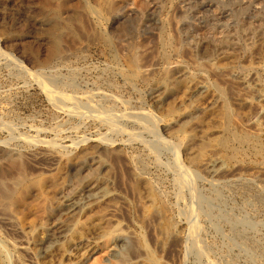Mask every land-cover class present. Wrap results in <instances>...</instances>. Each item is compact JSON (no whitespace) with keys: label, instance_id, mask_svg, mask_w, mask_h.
<instances>
[{"label":"rangeland","instance_id":"1","mask_svg":"<svg viewBox=\"0 0 264 264\" xmlns=\"http://www.w3.org/2000/svg\"><path fill=\"white\" fill-rule=\"evenodd\" d=\"M0 176V264H264V0H0Z\"/></svg>","mask_w":264,"mask_h":264},{"label":"bare ground","instance_id":"2","mask_svg":"<svg viewBox=\"0 0 264 264\" xmlns=\"http://www.w3.org/2000/svg\"><path fill=\"white\" fill-rule=\"evenodd\" d=\"M241 3V2H240ZM189 5V4H188ZM192 6H193V4H192ZM189 7V6H188ZM187 12V11H186ZM238 12V11H237ZM178 15V14H177ZM23 29V28H22ZM52 29V28H51ZM52 33H53V31H52ZM51 33V34H52ZM216 34V33H215ZM55 39V38H54ZM225 43V42H224ZM53 46V45H52ZM57 46V45H56ZM54 48H53V51L56 53V49L57 48H55V45L53 46ZM167 59V58H166ZM51 91V90H50ZM53 94V93H52ZM54 98H55V95H54ZM55 100V99H54ZM238 136V135H237ZM224 137V136H223ZM231 137V136H230ZM230 137H229V135L228 136H225L224 138H223V144L225 145V147H227V146H229L230 145ZM244 137H246V136H244ZM221 143V142H220ZM212 151V150H211ZM91 159L93 160V159H95V157H94V155H92L91 156ZM90 159V160H91ZM203 166V168H204V170L207 172V174L208 175H210V176H212V177H214V176H217V175H220V170H221V160L219 159V158H216V159H208V161H205L204 162V164L202 165ZM19 168V167H18ZM181 168H183V167H181ZM205 172V173H206ZM73 173V172H72ZM184 173H186V172H184ZM1 177V176H0ZM179 181V180H178ZM6 183V182H5ZM12 189V188H11ZM2 192H4V191H2ZM5 193V192H4ZM5 195V194H4ZM157 196V195H156ZM73 198V197H72ZM69 206H70V209H73L74 208V206H75V204H73V201L72 200H69ZM67 208V207H66ZM75 210V209H74ZM197 219V218H196ZM193 223H195V222H193ZM192 226V225H191ZM195 226H196V224H195ZM198 227V226H197ZM196 227V228H197ZM195 228V227H194ZM53 231V230H52ZM51 231V233L52 234H49V236L47 237V240H46V248H49V247H51V246H53V245H55V244H57L58 243V241L62 238V237H64L66 234H67V232L69 231V227L68 226H60L55 232H52ZM117 239H119V242H121V241H125V237H120V238H117ZM61 241V240H60ZM43 246H44V244H43ZM45 248V249H46Z\"/></svg>","mask_w":264,"mask_h":264}]
</instances>
